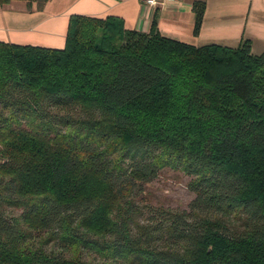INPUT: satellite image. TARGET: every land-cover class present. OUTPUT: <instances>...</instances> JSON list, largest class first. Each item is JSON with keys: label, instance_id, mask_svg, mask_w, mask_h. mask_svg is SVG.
Returning <instances> with one entry per match:
<instances>
[{"label": "trees", "instance_id": "16d2710c", "mask_svg": "<svg viewBox=\"0 0 264 264\" xmlns=\"http://www.w3.org/2000/svg\"><path fill=\"white\" fill-rule=\"evenodd\" d=\"M165 167L189 210L145 218ZM0 264H264V50L169 37L156 14L147 32L73 14L61 48L0 40Z\"/></svg>", "mask_w": 264, "mask_h": 264}, {"label": "crops", "instance_id": "0c3cea01", "mask_svg": "<svg viewBox=\"0 0 264 264\" xmlns=\"http://www.w3.org/2000/svg\"><path fill=\"white\" fill-rule=\"evenodd\" d=\"M193 0H48L42 9L29 10L23 0L0 4V40L61 48L73 14L123 19L128 28L147 32L156 14L157 30L195 45L218 43L236 46L243 38L251 51L264 50V0H206L203 20L193 34Z\"/></svg>", "mask_w": 264, "mask_h": 264}, {"label": "rangeland", "instance_id": "374dc122", "mask_svg": "<svg viewBox=\"0 0 264 264\" xmlns=\"http://www.w3.org/2000/svg\"><path fill=\"white\" fill-rule=\"evenodd\" d=\"M188 181L189 177L182 171L170 167L163 168L155 179L141 185L142 191L138 193L136 198L137 206L143 209L141 215L145 218L148 217V215L154 211L151 207H161L172 210H189L188 204L194 197V194L188 188ZM88 182V185L91 187L96 183L92 173L89 174ZM13 212L18 213L19 211L13 210ZM143 217L140 218V221H142ZM32 234L30 240L32 242L36 236L35 245H39V241H41L39 236H46L45 231L43 230L38 234L35 232ZM54 242L55 241L52 240L51 243H48L45 246V248L58 250V247H55ZM53 244L54 246H52ZM85 254L86 253L83 251L82 257L95 258L96 260L99 259L97 254Z\"/></svg>", "mask_w": 264, "mask_h": 264}, {"label": "built area", "instance_id": "2783aa9c", "mask_svg": "<svg viewBox=\"0 0 264 264\" xmlns=\"http://www.w3.org/2000/svg\"><path fill=\"white\" fill-rule=\"evenodd\" d=\"M142 1L149 5H155L158 2V0H142Z\"/></svg>", "mask_w": 264, "mask_h": 264}]
</instances>
